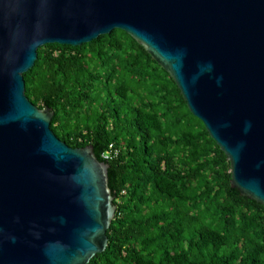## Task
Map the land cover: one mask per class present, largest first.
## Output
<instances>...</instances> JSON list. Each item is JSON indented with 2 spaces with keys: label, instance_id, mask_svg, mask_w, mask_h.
Instances as JSON below:
<instances>
[{
  "label": "water",
  "instance_id": "1",
  "mask_svg": "<svg viewBox=\"0 0 264 264\" xmlns=\"http://www.w3.org/2000/svg\"><path fill=\"white\" fill-rule=\"evenodd\" d=\"M129 35L172 79L264 207V0H0V264H88L116 207L108 164L51 131L25 96L38 48Z\"/></svg>",
  "mask_w": 264,
  "mask_h": 264
},
{
  "label": "trees",
  "instance_id": "2",
  "mask_svg": "<svg viewBox=\"0 0 264 264\" xmlns=\"http://www.w3.org/2000/svg\"><path fill=\"white\" fill-rule=\"evenodd\" d=\"M23 79L54 135L108 164L116 210L88 264H264V207L231 189L225 156L129 35L42 46Z\"/></svg>",
  "mask_w": 264,
  "mask_h": 264
},
{
  "label": "built area",
  "instance_id": "3",
  "mask_svg": "<svg viewBox=\"0 0 264 264\" xmlns=\"http://www.w3.org/2000/svg\"><path fill=\"white\" fill-rule=\"evenodd\" d=\"M118 155V150L113 147V145H109L108 149L102 153L101 159L103 161H110L114 158H116Z\"/></svg>",
  "mask_w": 264,
  "mask_h": 264
}]
</instances>
